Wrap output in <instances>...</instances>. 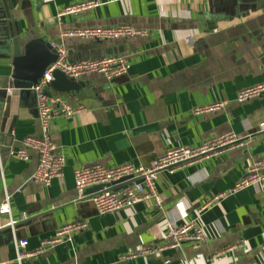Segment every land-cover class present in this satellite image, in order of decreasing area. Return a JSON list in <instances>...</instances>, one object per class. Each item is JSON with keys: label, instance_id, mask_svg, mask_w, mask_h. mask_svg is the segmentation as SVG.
I'll return each mask as SVG.
<instances>
[{"label": "crops", "instance_id": "1", "mask_svg": "<svg viewBox=\"0 0 264 264\" xmlns=\"http://www.w3.org/2000/svg\"><path fill=\"white\" fill-rule=\"evenodd\" d=\"M91 1L101 6L60 17L66 7ZM121 25L148 36H65ZM15 35L22 55L25 45L42 38L63 45L71 63L122 56L131 65L112 83L88 75L76 80L78 89L47 92L81 109L53 121L52 140L66 164L50 187L32 180L37 152L29 151L27 161L10 154L26 138L42 135L34 91L6 93ZM261 84L264 0H0V205L11 195V216L0 215V264H264V183L231 193L250 165L264 160V96L237 102L240 91ZM222 102L228 105L221 112H194ZM227 132L242 146L159 175L162 210L145 202L98 215L89 199L94 193L78 197L74 173L81 167L146 166L169 149L196 147ZM194 220L204 230L203 245L167 247V225ZM76 222L88 228L71 243L45 244ZM18 242H27L24 252L33 256L19 262ZM240 242L246 247L231 249ZM148 249L161 250L140 254Z\"/></svg>", "mask_w": 264, "mask_h": 264}, {"label": "built area", "instance_id": "2", "mask_svg": "<svg viewBox=\"0 0 264 264\" xmlns=\"http://www.w3.org/2000/svg\"><path fill=\"white\" fill-rule=\"evenodd\" d=\"M101 6L99 2H87L79 5L69 6L60 12V17L66 15L76 16L86 10ZM69 38H79L89 41H119L129 40L137 37H147L148 32L138 30L129 25H121L108 28H93L72 30L66 33ZM187 42L192 45V39ZM57 51V61L44 73L39 83L32 89L36 96L38 120L42 135L40 137H28L23 141L22 147L11 150V156L20 161H27L29 151L38 154V164L32 180L50 187L54 179L60 178L66 164L65 156L60 153L51 136L53 121L58 117L71 118L78 114L81 109L73 108L60 95L49 96L47 87L53 82V75L56 71L63 73L70 80L76 81L88 75H101L108 83L127 76L131 65L127 58L122 56H105L94 60H83L76 63L68 61V54L63 45H52ZM264 96V84L244 89L237 96L238 103H246ZM226 102L216 103L194 112L196 115L205 113L221 112L225 110ZM261 130L264 125H261ZM242 141L233 132L207 139L196 147H178L167 150L163 155L152 161L149 165L127 164L119 167L108 168L102 165H89L77 169L74 173L75 187L79 199H86V191L96 186L103 189L94 193L89 199L94 204L98 215L117 213L122 209L135 207L140 203H152L160 210L163 208V200L157 190V182L162 172L174 173L178 169L192 165L204 159H209L224 153L235 147H241ZM127 179L126 181H123ZM128 185H124L125 183ZM264 183V160L254 161L247 172L246 177L240 181L232 194L238 193L244 188ZM214 200H217L214 199ZM208 202L207 205H210ZM202 211V210H201ZM200 211V212H201ZM1 216H11V195H5L0 205ZM12 225L14 223H11ZM88 228L86 222H76L65 225L57 230L54 237L45 244L54 247L65 242L73 241V234L79 233ZM169 244L167 247L177 249L184 244H189L195 249L200 248L206 241L203 228L197 220L185 222L182 225L170 223L167 225ZM27 242L16 243V252L19 262L33 256L27 254L24 249ZM246 247L245 242L234 245V248ZM161 249H148L141 251V255H152ZM131 258H135L132 255Z\"/></svg>", "mask_w": 264, "mask_h": 264}, {"label": "water", "instance_id": "3", "mask_svg": "<svg viewBox=\"0 0 264 264\" xmlns=\"http://www.w3.org/2000/svg\"><path fill=\"white\" fill-rule=\"evenodd\" d=\"M18 35H15L14 39V60L13 67L14 71L11 77V81L8 84L6 93L9 96H19L20 92L24 90H32L42 79L44 73L57 61V51L48 42L42 38H37L27 45H25L22 55L20 46L18 44ZM37 58L41 61L31 62L29 60ZM31 66V70H26V67ZM53 82L47 87L46 92L54 89L57 92L64 93L71 89H78L79 85L76 81L70 80L63 73L56 71L53 75ZM12 92V93H10ZM12 100V99H11ZM127 179L123 180L126 181ZM127 182L124 185H128ZM103 189L102 186H96L88 189L87 192H99Z\"/></svg>", "mask_w": 264, "mask_h": 264}]
</instances>
